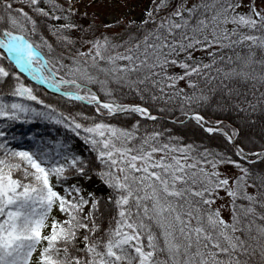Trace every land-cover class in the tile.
Wrapping results in <instances>:
<instances>
[{"label": "snow or ice", "instance_id": "1", "mask_svg": "<svg viewBox=\"0 0 264 264\" xmlns=\"http://www.w3.org/2000/svg\"><path fill=\"white\" fill-rule=\"evenodd\" d=\"M88 19L0 0V264H264V0ZM36 120L84 152L19 146Z\"/></svg>", "mask_w": 264, "mask_h": 264}, {"label": "trees", "instance_id": "2", "mask_svg": "<svg viewBox=\"0 0 264 264\" xmlns=\"http://www.w3.org/2000/svg\"><path fill=\"white\" fill-rule=\"evenodd\" d=\"M83 15V14H79ZM92 16H89L88 20H82L81 23H84L85 26H87L88 23L91 22ZM128 22H122L119 26H115L111 29H105L100 22L96 19V24L99 26V30L101 32H107L109 35H116V34H125L126 33V25ZM116 25V24H114ZM181 87H185L186 85L182 82ZM186 90H188L186 88ZM190 91V90H188ZM42 98H44L46 101L51 102L53 104H57V100L55 97L51 96H45L43 92L38 93ZM219 99V96L214 97L212 107L208 108L207 111L204 113L208 118L215 119L216 116H220V118L225 119V114L214 112L215 109V102ZM58 106H63L62 104H58ZM36 107H39L38 105ZM78 110V109H75ZM177 115L179 113L177 112ZM39 122V123H38ZM225 123H230L229 120L225 119ZM14 129L16 133L20 136V138L23 139L22 142H19V146L27 147L28 145H33L34 141L32 139H29V137H34L36 142L43 139L45 142H55L58 140H66L67 143L74 138V136L71 133L66 132V130L59 125H53L50 123H47L45 121L36 120L32 124L23 125V124H17L14 126ZM191 135V133H189ZM217 145L220 144V140H217L215 142ZM87 155V153H84ZM253 189H251L250 192H252ZM107 221L104 222L103 228L107 229Z\"/></svg>", "mask_w": 264, "mask_h": 264}, {"label": "rangeland", "instance_id": "3", "mask_svg": "<svg viewBox=\"0 0 264 264\" xmlns=\"http://www.w3.org/2000/svg\"><path fill=\"white\" fill-rule=\"evenodd\" d=\"M150 3L151 0H76V6L79 8V14L87 12L89 16L97 17V20L102 26L105 23L114 25L117 21H139L144 15L145 8L150 6ZM22 141L23 139L20 138V142ZM68 143H70L77 152H84L82 142L78 141L76 137L72 138V140ZM230 171L234 172L235 170L230 169ZM250 191L251 189H249V192ZM54 214L57 218H61L58 211L54 210ZM224 215L227 218L228 212L226 211Z\"/></svg>", "mask_w": 264, "mask_h": 264}]
</instances>
